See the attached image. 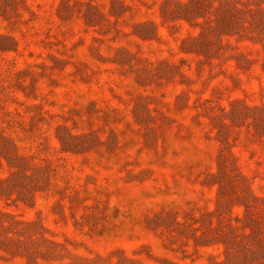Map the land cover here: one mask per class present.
<instances>
[{"label": "rangeland", "instance_id": "1", "mask_svg": "<svg viewBox=\"0 0 264 264\" xmlns=\"http://www.w3.org/2000/svg\"><path fill=\"white\" fill-rule=\"evenodd\" d=\"M0 264H264V0H0Z\"/></svg>", "mask_w": 264, "mask_h": 264}]
</instances>
